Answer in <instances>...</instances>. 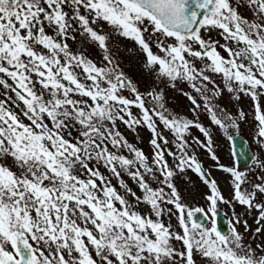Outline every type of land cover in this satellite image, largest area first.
<instances>
[{
	"label": "snow or ice",
	"instance_id": "1",
	"mask_svg": "<svg viewBox=\"0 0 264 264\" xmlns=\"http://www.w3.org/2000/svg\"><path fill=\"white\" fill-rule=\"evenodd\" d=\"M126 57L149 77L144 90ZM166 89L187 98L191 118ZM225 92L251 98L264 147V0H0V264H196L194 253L264 264V242L245 235H264V159L255 179L222 164L200 119L235 144L229 129L248 113L221 105ZM121 125L152 134L151 156ZM231 155L246 157V143ZM213 169L230 176L231 199ZM189 172L208 189L202 206L178 190ZM221 204L233 210L227 232ZM236 204L257 213L254 230Z\"/></svg>",
	"mask_w": 264,
	"mask_h": 264
},
{
	"label": "rangeland",
	"instance_id": "2",
	"mask_svg": "<svg viewBox=\"0 0 264 264\" xmlns=\"http://www.w3.org/2000/svg\"><path fill=\"white\" fill-rule=\"evenodd\" d=\"M209 35L213 39H219L217 36V33L215 31L209 33ZM207 38V37H206ZM77 40H79V37H77ZM70 44H72V41H69ZM220 43H224L223 40H220ZM135 47V45H132ZM75 47V46H74ZM221 51L222 55H226V53H223V50L219 49ZM93 55L95 53L93 52ZM142 59V57H140ZM126 60H131V63L127 66V71L130 75L133 76V78L139 83L141 90H144L145 87H147V84L149 82V77L144 73L139 61L136 57H126ZM218 84H221L220 77H215ZM180 87L183 88L185 91H190L188 86L186 84H180ZM166 95L169 98V107L171 109H174L177 113H184L189 118L192 117V113L189 111V108L191 107L189 101L186 97L182 96L179 92L172 90V89H166ZM219 103L223 106H226L229 111H231L233 114L237 112L238 109H243L246 113H248V119L245 121L240 122L238 128H232L229 129V135L232 136L235 133H240L244 135L249 143L250 146L254 152L255 159L254 161L258 159H264V147H261L260 144L256 143V129L254 121L252 120V111H253V102L251 98L249 97H243L241 96L240 100H234L230 99V94L225 92L224 96L220 99ZM260 103L262 106H264V97L260 98ZM137 111L134 109V112ZM201 121L206 127H209L210 131L212 132L213 136V147L216 151L217 156L220 158V162L226 166L229 167H238L239 170L248 172L250 175V178L255 179V174H259V169L256 168V164L253 161V163L247 167V168H240L239 165L236 163L235 158L232 153V143L228 139L227 136L224 135L222 130L217 129L215 126L211 125L207 116L202 115L200 117ZM27 123V121H25ZM121 131L124 132V134L127 136L130 142H133L137 144L138 147L142 148L145 153L149 156H151V146L149 144V141L151 139V133L146 128H138L137 133L139 135V139H137L136 135L133 134L131 131L127 130L123 125L120 126ZM192 136L198 137L200 140H205L203 135L197 130L192 129ZM197 155L203 162L205 169H209L210 166L213 164V162L207 157V154L199 149L198 147L195 149ZM103 172L104 169H101ZM107 175V173H105ZM188 176L190 177L191 183H186L185 181L181 180L178 182V190L180 191V194L184 200H186L189 203H193V196H195V203L198 206H202L205 204V201L202 199L204 194L208 193V189L206 186H204L196 174L189 172ZM212 177L217 180L218 185L222 191V194L227 199H231L232 196V187L230 184V176L222 171L219 170H212ZM126 183L129 184L130 187L133 188V190L137 191L139 194V190L136 188L133 181L127 177L126 175L123 177ZM113 185H115L118 189V191H122L119 188V185L116 181V179H112ZM144 206H141L143 208ZM224 210L226 217L229 220V223L233 220V210L229 205L221 204L219 205L218 210ZM235 213L240 214L242 219L247 220L251 228L254 230L256 225L254 223V217L257 215L255 211L252 212L251 216H249L245 212L244 206H241L239 204L235 205ZM173 225H177L176 218L173 217L171 220ZM177 230L179 231V228L177 226ZM239 230L243 233L244 229L241 226ZM246 239L252 244L253 247H255L256 243L264 242V235H257L254 236L252 233H246ZM194 260L196 264H203V261L199 257L198 254L194 253Z\"/></svg>",
	"mask_w": 264,
	"mask_h": 264
},
{
	"label": "water",
	"instance_id": "3",
	"mask_svg": "<svg viewBox=\"0 0 264 264\" xmlns=\"http://www.w3.org/2000/svg\"><path fill=\"white\" fill-rule=\"evenodd\" d=\"M232 136L236 138L235 139V144L233 143V141H231V143H232V152L234 150L235 145H238L241 142H245L247 147H248V155L246 157L239 158L238 162H237V158L234 157L236 163L239 165L240 168L249 167L253 163V161L255 159V155H254V152H253V150H252V148L250 146V143H249L248 139L244 135H242L240 133H235ZM218 224H219V227L224 232L228 231L230 223H229L228 218L225 215L224 210H222V209L219 210Z\"/></svg>",
	"mask_w": 264,
	"mask_h": 264
}]
</instances>
